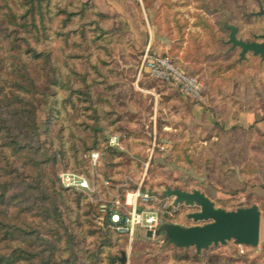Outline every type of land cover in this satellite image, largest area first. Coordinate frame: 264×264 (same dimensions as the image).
Returning a JSON list of instances; mask_svg holds the SVG:
<instances>
[{
	"label": "rangeland",
	"instance_id": "374dc122",
	"mask_svg": "<svg viewBox=\"0 0 264 264\" xmlns=\"http://www.w3.org/2000/svg\"><path fill=\"white\" fill-rule=\"evenodd\" d=\"M96 2L107 18H95L90 9L84 19L77 17L63 29L51 18L50 27L56 25L60 35L37 44L38 51L50 59L41 65L47 81L54 85L43 84L35 128H27L26 118L5 117L18 126L14 135L26 148L22 155L13 156L0 137V152L7 155L9 167L17 169L10 179L14 184L8 181L10 187L0 203V219L10 224L13 236L0 246L28 251L33 255L30 264H39L40 259L120 264L122 252L124 264H264V132L256 123L228 126L218 120L220 111L232 117L250 111L264 120V57L248 52L241 58V49L229 43L234 32L243 42L263 41L264 0ZM55 3L67 11L80 10L75 0H54L51 6ZM95 19L110 38L109 44L95 40L100 34L91 24ZM82 29L84 37L79 34ZM72 30L76 32L63 36ZM149 33L167 47L158 54L176 58L183 50V57L194 59L187 71L203 82L202 101L182 98L174 87L154 80L142 69L144 49L140 43ZM7 44L2 42L0 49L2 87L7 86L3 80L9 79L12 61ZM49 62L57 67V77ZM71 68L79 76H73ZM69 79L77 94L72 99L74 105L64 107L61 102L67 91L59 81ZM87 83L92 92L89 102L80 95ZM138 84L149 92L137 90ZM101 99L109 100L110 107ZM194 104L208 116H193L190 107ZM115 119L118 124L110 123ZM95 124L103 131L98 133L97 148L88 151ZM112 136L119 137L121 148L110 145ZM91 153L99 154L95 167ZM0 166L8 168L2 161ZM10 176L0 171V181ZM82 181L87 182V188L81 187ZM104 181H110L109 191L120 201L127 192L140 189L162 194L175 186L203 190L217 208L227 211L258 199L263 208L259 245L252 248L229 241L197 254L194 248L174 247L162 235L143 238L142 230L130 241L111 231L95 212L101 199H112ZM39 187L50 198L43 202L49 210L46 216L31 206V194H38L33 189ZM188 211L183 210V217ZM180 223L185 227L206 222Z\"/></svg>",
	"mask_w": 264,
	"mask_h": 264
},
{
	"label": "trees",
	"instance_id": "16d2710c",
	"mask_svg": "<svg viewBox=\"0 0 264 264\" xmlns=\"http://www.w3.org/2000/svg\"><path fill=\"white\" fill-rule=\"evenodd\" d=\"M78 3L79 9L77 12L74 11H67L65 8L58 7V4L55 3L51 6L54 0H0V49H2V42L6 41L8 44V49L12 51L11 59L12 61L8 65V72L7 76L9 79H4L7 86L2 87L0 86V107H4L5 109H0V137L1 139H5V146L7 145L13 156L22 155L23 151L25 150L24 145L19 144V140L14 135L15 130L17 129V125L9 124V120L5 117H21L22 120L24 118L27 119V128L34 127L35 128V111L37 106L41 105V97L43 96V86L48 84L49 86H53L54 84L48 82L45 77V68L43 64L41 65V61L47 63L50 59L48 56L43 55L42 52L38 51L37 44H41L47 38L53 37V35H60L58 31L56 32V25L50 27L51 18H54V23L59 24L61 29L66 28V26L72 22H75V18L84 19L86 17L87 12L91 9L95 14V18L98 19H105L107 16L99 11L98 7L92 2V0L88 1H80L75 0ZM63 15V19H58L59 16ZM95 19V21H91V24L95 26V30H100V34L95 36V40H103L109 44L110 38L102 29L100 23ZM83 27V26H82ZM58 28V29H59ZM53 33H49L50 31ZM74 33L76 31L72 30L69 31L66 35L68 37L69 33ZM79 34L81 37L85 36L84 30H80ZM94 40V41H95ZM34 42V43H33ZM171 53V50H170ZM166 56L172 58L170 54H165ZM184 71H187V68L182 64L177 62L174 58H172ZM3 59L0 57V64L2 63ZM66 65V64H65ZM49 66L51 70L54 72L56 77L59 75L58 72L55 73L57 67L52 66L49 62ZM33 68H36L37 72H34ZM72 69L73 76H79L77 72ZM94 70L97 74H100V70L97 67H94ZM54 75V76H55ZM3 78V77H0ZM1 80V79H0ZM82 82L85 84V78H81ZM44 84V85H43ZM59 84L62 88H65L67 91L66 99L61 102L62 105L69 104L73 106L72 99L77 94V91L73 89V83L69 79L68 81H59ZM86 90L83 95L85 98L83 101H91V90L90 85L87 83L85 85ZM84 88V89H85ZM7 89L8 92L3 93V90ZM98 97L101 98L99 95ZM100 101L105 102L110 107V102L107 99H101ZM107 114L114 115L113 112H109ZM118 120H112L110 123L118 124ZM98 123V122H96ZM103 128L95 124L93 126V144L92 147H87L86 150L90 151L96 149L97 147V136L99 132H102ZM29 148H32V144L29 143ZM107 150L112 151L113 149L108 148ZM114 151V150H113ZM4 151L0 152V162H4L8 168L4 166H0V171H4L7 173V176L10 178L7 180L2 179L0 181V203L3 202L2 200L5 198L7 194V189L10 187L9 182L11 181L12 184V173L17 171L16 168L9 167L7 163L6 154L3 153ZM39 152V148L37 149L36 153ZM2 154V155H1ZM77 166H80L79 164ZM11 168V169H10ZM55 185L52 186V188ZM174 189H180L186 192H193L197 189L193 190H185L180 186H175ZM38 194H31V197L34 199V203L31 204L32 210H37L38 214L49 215V210L46 208L44 200H49V194L46 193L45 189L37 188L33 189ZM152 192V191H151ZM163 194V193H162ZM21 195V193H20ZM210 199V198H209ZM251 204H242L237 208H246L252 205H258L259 210L263 211L262 205L259 203L258 199L253 200ZM190 208H197V207H187L184 205H179V213L178 217L173 222H167V224H181V221H191L188 218V215L196 212V210L190 211ZM236 208V209H237ZM189 210L185 216L183 217V210ZM235 209V210H236ZM27 210H30V206L27 205ZM96 214H98L97 209L95 210ZM193 226V225H192ZM185 227H191V225H187ZM10 224H7L6 220L0 219V245L2 243H7L8 241L12 240V231L9 229ZM163 239L165 242L168 243V239L164 236ZM32 254L26 250H7L6 248L0 246V264H30ZM39 264H66L68 262H61V263H54L53 260H46L40 259L38 261ZM119 264V263H118Z\"/></svg>",
	"mask_w": 264,
	"mask_h": 264
},
{
	"label": "built area",
	"instance_id": "2783aa9c",
	"mask_svg": "<svg viewBox=\"0 0 264 264\" xmlns=\"http://www.w3.org/2000/svg\"><path fill=\"white\" fill-rule=\"evenodd\" d=\"M141 67L154 80L174 87L180 96L190 101H202L204 84L196 76L184 71L172 58L158 54L149 47L141 54ZM119 137H111V146H118ZM90 160L93 167L97 166L98 153H91ZM87 182L82 181L81 187L87 188ZM108 196L112 199H101L97 203L99 219L119 236L134 240L136 232L142 230L143 238L156 239L158 229L167 222H173L178 217L179 205L174 204V198L164 197L163 194L148 190L127 192L124 200L112 196L109 189L110 181L103 182ZM179 225V224H176ZM181 226V225H180Z\"/></svg>",
	"mask_w": 264,
	"mask_h": 264
},
{
	"label": "water",
	"instance_id": "95a60500",
	"mask_svg": "<svg viewBox=\"0 0 264 264\" xmlns=\"http://www.w3.org/2000/svg\"><path fill=\"white\" fill-rule=\"evenodd\" d=\"M262 39L261 43H248L238 40L235 32L229 35V43L232 47L241 49V58H244L248 52L264 57V35ZM163 196L174 198L175 205L197 207L198 210L189 214L188 218L194 222H206L204 225L191 227L163 224L156 235L159 237L164 235L169 244L174 247L194 248L197 254L211 246L225 245L229 241H233L237 246L258 247L261 212L257 205L227 211L217 208L205 194L198 190L186 192L180 189H166ZM147 237L150 238L151 234L148 233ZM125 258L126 255L122 252L120 264L125 263Z\"/></svg>",
	"mask_w": 264,
	"mask_h": 264
},
{
	"label": "crops",
	"instance_id": "0c3cea01",
	"mask_svg": "<svg viewBox=\"0 0 264 264\" xmlns=\"http://www.w3.org/2000/svg\"><path fill=\"white\" fill-rule=\"evenodd\" d=\"M97 0H93V3L98 7L99 11L100 10V3L96 2ZM102 12V11H101ZM104 13V12H103ZM105 14V13H104ZM141 46H143V49H145V47H149L152 51L154 52H160L161 50L165 49L167 50V47H163L161 44H158L156 41V38L154 37V35L152 33H149V37L148 39H146L144 41V43H140ZM183 50H181L179 52V55L174 58L176 61L178 60L180 63H182L187 69H192L191 66L194 65V59L189 60L188 58L183 57ZM137 90H139L140 92H149L147 88H144L143 86L140 87V85H137ZM190 111L191 114L193 116H208L207 114H205L203 112V109L200 105H192L190 107ZM228 114V116L226 115ZM219 116L220 118L218 120H220L223 124H226L228 126H233L234 124H240L243 126H249L252 125L253 123H256V127L257 128H261L262 132H264V120L262 119V117L260 115H257L253 112H240L238 113L235 117L231 116V113L226 112V111H220L219 112ZM263 135V134H261ZM263 149H264V138H263ZM200 192H202L203 194H205V196H208V194L206 192H204L203 190H199ZM211 199V198H210ZM258 206V205H257ZM260 212H262V210H260ZM181 226H184L183 224H179ZM261 231V230H260Z\"/></svg>",
	"mask_w": 264,
	"mask_h": 264
}]
</instances>
